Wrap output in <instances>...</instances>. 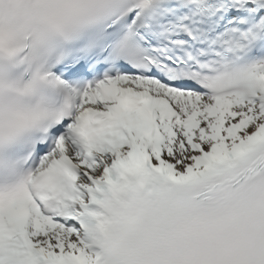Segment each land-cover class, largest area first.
I'll use <instances>...</instances> for the list:
<instances>
[{"label":"snow or ice","instance_id":"snow-or-ice-1","mask_svg":"<svg viewBox=\"0 0 264 264\" xmlns=\"http://www.w3.org/2000/svg\"><path fill=\"white\" fill-rule=\"evenodd\" d=\"M0 264H264V0H0Z\"/></svg>","mask_w":264,"mask_h":264}]
</instances>
